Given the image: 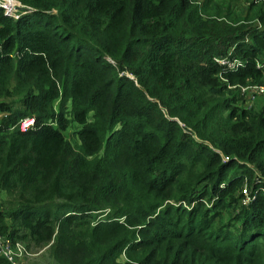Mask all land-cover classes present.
Masks as SVG:
<instances>
[{"label":"trees","instance_id":"obj_1","mask_svg":"<svg viewBox=\"0 0 264 264\" xmlns=\"http://www.w3.org/2000/svg\"><path fill=\"white\" fill-rule=\"evenodd\" d=\"M15 1L0 236L55 264H264V111L235 89L264 86V1Z\"/></svg>","mask_w":264,"mask_h":264},{"label":"built area","instance_id":"obj_2","mask_svg":"<svg viewBox=\"0 0 264 264\" xmlns=\"http://www.w3.org/2000/svg\"><path fill=\"white\" fill-rule=\"evenodd\" d=\"M18 7V8H17ZM21 5L15 0H0V8L3 9L4 13L10 17L17 16L18 9ZM259 26V25H258ZM219 64L225 65L229 69L240 68L243 64L242 60H231L228 61L225 58H220L216 60ZM245 86L241 87L242 91ZM250 98H253L255 94L264 93V86L261 84H251L250 86ZM245 108H249L245 106ZM21 130H25L30 124V119L22 120ZM241 194L243 198L241 200L242 204H246L250 200V195L247 192L246 187L244 186L241 189ZM261 194L264 197V189H261ZM28 252L25 249V246L21 242H10L5 237L0 236V255H2L9 264H20L21 260L27 256Z\"/></svg>","mask_w":264,"mask_h":264},{"label":"rangeland","instance_id":"obj_3","mask_svg":"<svg viewBox=\"0 0 264 264\" xmlns=\"http://www.w3.org/2000/svg\"><path fill=\"white\" fill-rule=\"evenodd\" d=\"M255 1L256 0H253V1L252 0H233L234 13L235 14L240 13L241 15L246 14V11L248 10V7H249L248 3L251 2L253 4V2ZM254 21H258V20H254ZM258 25L259 24H257V27H260V25L259 26ZM251 84L252 83H246L244 85L245 88L242 91L240 90V86H235L236 91L238 90V94L242 97L240 105H242L243 107L247 106L251 109L261 106L264 111V93L255 94L253 98H250ZM19 126L21 128V123H19ZM74 129H75V126H71L67 128L66 130H64V136L66 137L67 140L70 141V143H72L73 140L75 139ZM27 252H28L27 256H25L21 260L20 264H55L48 257L47 252L44 250H41L38 252H34V250H30ZM121 257H119V259H121Z\"/></svg>","mask_w":264,"mask_h":264},{"label":"water","instance_id":"obj_4","mask_svg":"<svg viewBox=\"0 0 264 264\" xmlns=\"http://www.w3.org/2000/svg\"><path fill=\"white\" fill-rule=\"evenodd\" d=\"M18 8V7H17Z\"/></svg>","mask_w":264,"mask_h":264}]
</instances>
